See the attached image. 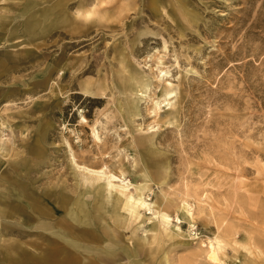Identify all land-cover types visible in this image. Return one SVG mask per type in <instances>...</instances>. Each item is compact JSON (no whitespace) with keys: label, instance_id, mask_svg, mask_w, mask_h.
I'll return each mask as SVG.
<instances>
[{"label":"rangeland","instance_id":"obj_1","mask_svg":"<svg viewBox=\"0 0 264 264\" xmlns=\"http://www.w3.org/2000/svg\"><path fill=\"white\" fill-rule=\"evenodd\" d=\"M96 2L0 0V203L9 218L0 217V264H42L52 243L58 258L71 251L106 264L54 233L63 226L93 244L107 235L103 222L118 245L102 257L108 264H264V0H131L119 18L109 1L106 17L86 26L78 11ZM127 69L150 82L136 116L117 109L139 95L126 90ZM86 82L95 93L77 94ZM151 127L154 143H138ZM39 138L46 153L36 157ZM85 167L138 183L147 173L150 201L187 202L196 225L182 221L188 235L151 254L107 192L79 187ZM81 198L91 225L69 215ZM177 213L170 208L174 222ZM48 216L54 230L31 227ZM216 237L218 263L208 257Z\"/></svg>","mask_w":264,"mask_h":264},{"label":"bare ground","instance_id":"obj_2","mask_svg":"<svg viewBox=\"0 0 264 264\" xmlns=\"http://www.w3.org/2000/svg\"><path fill=\"white\" fill-rule=\"evenodd\" d=\"M109 1H117L116 5L114 6L115 17L119 18L123 14H126L128 11L131 10L132 5L130 3L131 0H97V2L86 10H79L78 17L84 19L83 23L88 26L91 20L95 17V15H99L101 18H105L106 14L101 12V7ZM180 8V6H179ZM107 11V10H105ZM104 11V12H105ZM185 14L189 16L191 23H197L199 20V16L192 12L189 9L185 10ZM65 18V17H64ZM56 21V20H55ZM95 22V21H93ZM55 22L50 26H54ZM50 26L45 27V29H50ZM77 31L78 28H77ZM71 47H76L77 44L69 43ZM68 43L64 46L68 48ZM64 55V50L63 54ZM58 61L54 62V67H50V73L56 69V64ZM128 73L126 90H131L138 95V98H133L131 103L126 104L121 100H117V109L119 112H129L131 116H136L139 114V107L138 101L141 100L143 94L147 92L150 86L149 79L146 77H140L130 69L126 70ZM60 74L62 76H66L67 72L63 70ZM171 85V82H169ZM94 83L93 82H86L80 92H76L77 94H94ZM105 90L104 86L102 87ZM101 90V89H100ZM171 92L169 91L168 94ZM141 94V95H140ZM94 102L100 104L103 102L104 96H94ZM159 105V102H156ZM174 111H170V114H173ZM154 127H151L150 130H143L142 128L139 130V136L137 137V141L140 144H153L155 132L152 130ZM96 137H99L98 132L96 133ZM3 138L0 136V142ZM1 149V145H0ZM31 152L36 157L43 156L46 153L45 145L41 138H39L36 142V145L31 147ZM71 164L75 166V168H82L80 164H78L73 157L71 159ZM87 170L88 175H83L81 181H78L79 187L87 186L91 187L92 189L96 190V194L104 191L107 192V199H114L115 203L124 210V212L129 217L130 223L134 225V233L135 236L138 237V232H142V236H140L139 242L146 245V248L151 254H155L158 252L160 245L163 242H166L169 239H172L176 236H187L188 234L181 226V222L185 221L190 224V226L196 225V216L195 212L193 211L192 207L187 202H178L173 198L165 197L164 202H160L158 197L155 200H151L150 194L155 193L152 181L148 179L149 175L147 173L143 174L144 181L138 183L137 180H130L125 176L123 172L122 175H117L111 170L106 169H92L89 167H85ZM137 177L136 175H134ZM64 202V201H63ZM175 207L178 210L177 218L174 222L170 214V208ZM40 215H47V212L42 208L38 207ZM150 216H147V214ZM71 218L79 223H83L86 225H91L93 221L96 219L93 215L90 214L89 210L86 208V204L81 199H77L74 201L72 209L69 212ZM8 212L0 203V217L4 219H9ZM105 237L95 236L92 239L95 240L93 244L89 241L85 243L84 240H88L86 236L79 235L78 239H74L71 234L66 232V229L61 226L58 230H55L54 233L68 238L71 242L85 250L87 253L95 252L99 257L96 259L99 261H104L108 264V260L111 258H102L103 256H111L112 251L118 249V245L113 243L111 234L109 233L111 226L108 223H102ZM31 227H40L44 228L45 230H54L55 226L49 220V216L47 219H42L39 221L38 225L31 226ZM116 230V229H115ZM117 231V230H116ZM105 240L106 246L101 247L100 243ZM92 244V245H91ZM224 249V244H222V240L216 237L214 240H210L209 249H208V257L212 262H222L221 253ZM127 251V250H126ZM62 252V249L59 246H55L54 243L50 244L46 247V255L43 259L42 264H97L92 259H84L68 251V253L63 256L62 258H58V255ZM24 252V256H25ZM130 255V253L128 252ZM89 257L88 255H86ZM11 261L12 264H23L20 261ZM137 264H142L140 260L136 259ZM170 264L169 262H166Z\"/></svg>","mask_w":264,"mask_h":264}]
</instances>
